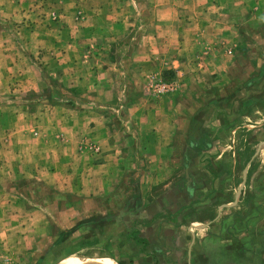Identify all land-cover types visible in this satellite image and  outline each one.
I'll return each mask as SVG.
<instances>
[{
	"label": "rangeland",
	"instance_id": "1",
	"mask_svg": "<svg viewBox=\"0 0 264 264\" xmlns=\"http://www.w3.org/2000/svg\"><path fill=\"white\" fill-rule=\"evenodd\" d=\"M131 1L0 0V264H264V0L181 4L183 53L122 49Z\"/></svg>",
	"mask_w": 264,
	"mask_h": 264
},
{
	"label": "crops",
	"instance_id": "2",
	"mask_svg": "<svg viewBox=\"0 0 264 264\" xmlns=\"http://www.w3.org/2000/svg\"><path fill=\"white\" fill-rule=\"evenodd\" d=\"M232 1L235 2L239 0ZM131 2H133V8L128 10L126 13L127 16L125 21L127 22V24L125 26L127 27L124 30V34L131 38H129L128 44H124V46L121 47L122 49H127L129 52L135 53L138 49H141L140 47L142 45H144V50L146 49L152 51L151 48L147 47L148 43L147 38L145 37H152L154 41V37H156V39L159 41L161 40L160 37H163L164 41H166L168 40L167 37L172 36L176 41H178L179 45H181V48H178L180 53H183L187 50L201 52L204 50L210 51L212 49V52L220 51L219 48H216L212 43H210V45H207V42H204L202 37L199 38L200 34L204 35V30H207L208 27L215 24V20L211 18L212 15L210 13L211 11H214L213 8H211L210 11L208 10L201 12L199 11V9H197V7L189 6L188 9H185L187 11L182 10L181 4H190V0H132ZM131 2L129 4H131ZM212 2L213 1H209L208 3L212 4ZM219 15H221V13H218V15H216L217 19H219ZM119 19L122 20V17L118 18V20ZM243 21H245V17H239V22L241 23ZM116 25H118V22L116 23ZM120 25L123 24L121 23ZM227 27L228 29L230 28L229 25ZM222 28H224V25ZM99 30L101 34L106 36L108 33H111V31L107 29ZM191 33L197 36V40L189 48L186 47L183 37L188 34L191 35ZM140 37H144V41L141 42ZM261 54L262 51L260 52V54H258V56L261 57V62L257 65L261 73H263L264 61ZM136 58L137 56L132 55V64L135 63ZM204 60L202 61V64L203 62L206 63L208 61V58ZM242 62H245V59H243L239 55L235 60H233L231 64H241ZM118 63L119 62L117 61H109L105 64L104 62H102L100 63V67L98 68H100V71L103 74L105 72H111L113 74L116 66L118 67ZM199 63L201 64L200 61ZM193 65L197 66V64ZM131 74L134 78L139 77L140 74L139 70H137V67H132L129 69L127 75L131 76ZM116 261L118 260L116 259Z\"/></svg>",
	"mask_w": 264,
	"mask_h": 264
},
{
	"label": "bare ground",
	"instance_id": "3",
	"mask_svg": "<svg viewBox=\"0 0 264 264\" xmlns=\"http://www.w3.org/2000/svg\"><path fill=\"white\" fill-rule=\"evenodd\" d=\"M100 251V250H99ZM57 264H121L109 253L100 252L92 254L90 252L71 253Z\"/></svg>",
	"mask_w": 264,
	"mask_h": 264
},
{
	"label": "built area",
	"instance_id": "4",
	"mask_svg": "<svg viewBox=\"0 0 264 264\" xmlns=\"http://www.w3.org/2000/svg\"><path fill=\"white\" fill-rule=\"evenodd\" d=\"M155 88L159 92H163L169 89V86L167 84H164L162 82L156 83Z\"/></svg>",
	"mask_w": 264,
	"mask_h": 264
}]
</instances>
